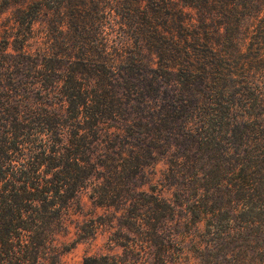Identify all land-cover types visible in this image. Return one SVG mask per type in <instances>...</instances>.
Returning <instances> with one entry per match:
<instances>
[{"label": "trees", "instance_id": "trees-1", "mask_svg": "<svg viewBox=\"0 0 264 264\" xmlns=\"http://www.w3.org/2000/svg\"><path fill=\"white\" fill-rule=\"evenodd\" d=\"M13 26L0 264L99 226L120 251L80 264H264V0H25ZM159 158L170 198L141 188ZM82 192L112 219L64 243Z\"/></svg>", "mask_w": 264, "mask_h": 264}, {"label": "rangeland", "instance_id": "rangeland-1", "mask_svg": "<svg viewBox=\"0 0 264 264\" xmlns=\"http://www.w3.org/2000/svg\"><path fill=\"white\" fill-rule=\"evenodd\" d=\"M23 1L25 0H0V79L5 80V82L9 80V77H11V74L13 73V68L10 66L12 61L9 55L13 52V42L12 38L8 36L11 35V31L14 29L13 21L15 19L16 8L21 6ZM26 12L27 9L25 7L22 14L24 19ZM19 20L20 18H17V26L19 24ZM34 27H36V25H34ZM19 31L22 35L25 34L23 26L19 27ZM2 88L3 87H1V90L3 91ZM165 168L166 162L161 158L147 167L144 170L141 188L147 189L149 185H153L161 196L170 198L172 196L171 189L167 186H161L159 184L161 172H163ZM104 212L105 210L102 207H97L91 203L87 197V192L80 193L76 198V202H74L68 210L65 221L68 227L67 233L61 236L60 240L67 243L75 239V234L73 232L74 225L81 219L92 218L96 223L102 222L105 218L106 220L112 219L110 216L112 214L111 210H109L110 215L108 214L104 216ZM99 227L100 228H98L97 234L94 238L86 237L80 240V242H77L69 250L63 252L58 264H80L81 258L84 255L119 252V248L107 239L108 233L106 231H102L101 226Z\"/></svg>", "mask_w": 264, "mask_h": 264}]
</instances>
